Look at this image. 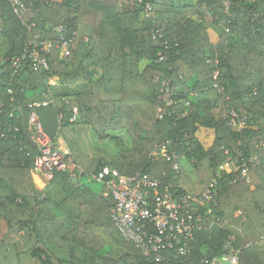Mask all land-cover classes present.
<instances>
[{"label": "trees", "instance_id": "1", "mask_svg": "<svg viewBox=\"0 0 264 264\" xmlns=\"http://www.w3.org/2000/svg\"><path fill=\"white\" fill-rule=\"evenodd\" d=\"M229 1L23 0L22 19L9 0H0V227L21 233L20 242L0 238V264H151V257L120 236L111 217L115 201L93 175L105 166L127 175L142 171L172 183L178 194H193L179 182L187 159L203 192L226 162L227 148L240 150L231 151L240 162L257 155L259 164L250 181L233 182L236 173H220L215 201L190 206L202 215L201 228L218 224L220 242L205 255L195 243L197 230L188 258L166 251L170 259L162 264H206V258L236 250L240 264H264V0ZM62 25L90 40L68 55L55 48L44 74L34 72L29 59L15 74L10 58L34 49L36 35H56ZM26 72L69 86L89 81L91 87L61 104L32 106L21 79ZM143 102L155 115L164 108L150 126L136 107ZM222 103L247 115L248 126L231 128L218 116ZM74 105L79 115L69 122ZM32 110L55 143L64 127L78 125L92 128L114 150L95 143L106 155L87 171L70 143L68 168L55 170L39 188L32 176L39 153L29 130ZM165 143L176 159L158 146Z\"/></svg>", "mask_w": 264, "mask_h": 264}, {"label": "built area", "instance_id": "2", "mask_svg": "<svg viewBox=\"0 0 264 264\" xmlns=\"http://www.w3.org/2000/svg\"><path fill=\"white\" fill-rule=\"evenodd\" d=\"M13 9L20 18L26 14V5L23 0H9ZM227 6L229 0H224ZM152 7L148 5L147 10ZM3 31L2 19L0 18V35ZM90 40L88 35L82 38L76 30L69 32L66 26H59L56 35L40 37L36 35L30 42L35 43V48L26 49L22 56H12L11 65L15 74H18L23 66L24 60L29 59L31 69L34 72L44 74L51 70L52 54L55 48L63 49L68 55L78 49L81 41ZM29 62V61H28ZM219 71H215V78ZM217 85V84H215ZM70 100L66 99L69 104ZM32 106H39L33 103ZM222 116L227 119L228 125L241 130L248 126V116H240L234 109H229L228 105L222 103L217 107ZM164 114V108H159L156 112V119H160ZM79 115V107L74 105L69 122H76ZM64 117L63 113L60 118ZM29 130L31 139L39 149V153L34 158L32 172L44 177L47 182L55 174V170H65L68 168L67 156L71 154L69 150L62 151L57 148L56 143L46 131L45 126L37 114L32 110L29 115ZM162 151L167 153L168 159H176L177 153L169 152L168 145H158ZM231 151L240 152L238 148L225 150L226 162L217 171L216 176L209 186L201 193L193 195L190 193L178 194L172 189V183H166L162 178L152 176L147 172L138 171L134 175L121 173L117 168L105 166L93 178L101 181L105 187V195H110L115 201L111 207V217L120 233V236L139 247L146 257H151V264H162L170 257L166 251H173L178 258H188L192 252V241L195 239L196 231L201 228V214H196L190 207L192 204L212 203L217 196L216 186L217 176L222 172L236 173V179L250 181V172L259 164L257 155H252L248 159L240 162L237 156ZM180 164L175 161L174 168L180 173ZM164 175H167L164 172ZM76 177L77 174L73 173ZM171 182V181H169ZM218 261L227 264H240L239 253L234 251L224 256L213 259L206 258L204 263L217 264Z\"/></svg>", "mask_w": 264, "mask_h": 264}, {"label": "crops", "instance_id": "3", "mask_svg": "<svg viewBox=\"0 0 264 264\" xmlns=\"http://www.w3.org/2000/svg\"><path fill=\"white\" fill-rule=\"evenodd\" d=\"M1 71L2 69L0 67V74ZM21 79L24 82L25 86L28 88L27 92L30 97L28 98L27 102L29 104H33V103H39V104L53 103L54 105L61 104L64 98H67L76 92L88 91L90 90L91 87V82L89 81L80 82L74 86H69L60 83L59 80L55 78H45L42 75H35L28 72L24 73ZM136 107L139 110L142 121L147 126H150L155 117V113L152 107L148 103H144V102L139 103ZM74 128H76V132ZM92 131H93L92 128L86 126L76 125L75 127L71 128L69 125H67L63 129V138H60L59 142L58 141L56 142L59 149L62 151L65 150L70 151L71 149L70 143H73L76 149L74 154L76 162L81 168L87 171L91 170L94 167L95 162L100 157L99 152L91 147L89 150H84L83 147L78 148L77 147L78 144H75L73 139L77 136L78 133H82L84 136L90 139L89 141L95 144L96 142L93 141L92 139V134H91ZM94 144L93 147L98 149L97 146H94ZM70 152L73 153V150L71 149ZM181 168H182V176L183 173L185 172L184 177H182V179L179 180L181 185L193 194H198L202 192L201 191L202 187L199 184L197 177L191 178L190 175L186 174V171H194L193 168L195 167L193 166V163L187 159H184L182 161ZM32 176L35 184L39 188H44V186L46 185V181L42 180L40 176H37L33 172H32ZM37 181H40V183L42 184H39ZM87 219H89V216ZM4 232H5L4 228L0 227V238H2L6 234L7 239L9 240H13L15 242L21 241V233H19L17 229L6 231V233ZM106 240L107 242L112 243L111 242L112 239L108 235H106ZM220 240L221 238L219 234V226L217 223H213L208 226L202 225V228L197 231L195 243L197 247L202 251V253H204L205 255H210L212 245L218 244ZM113 245L116 244L114 243ZM117 251L119 252V249ZM217 264H227V263L218 261Z\"/></svg>", "mask_w": 264, "mask_h": 264}, {"label": "rangeland", "instance_id": "4", "mask_svg": "<svg viewBox=\"0 0 264 264\" xmlns=\"http://www.w3.org/2000/svg\"><path fill=\"white\" fill-rule=\"evenodd\" d=\"M76 125H70V127L71 128H73V127H75ZM92 139H93V141H95L96 143H101L102 145H103V147L102 148H105L106 149V146L107 147H109V148H112L113 150H114V148L109 144V143H106V140L105 141H99V140H97V137H96V135H95V133L92 131ZM90 134V135H91ZM122 135H123V137L125 138V140L127 141V142H129L130 141V137L129 136H127V134H125V133H122ZM206 136V138H205V141L207 142V144L209 145V144H211V141H212V139H211V136H209L208 134H205ZM212 136H213V134H212ZM58 138H57V141L59 142V140H60V138H63V132L62 133H60L58 136H57ZM90 139H88L86 136H84L82 133H78L77 134V136L73 139V141H74V143L75 144H79L81 147H83V149L84 150H89L90 149V147L91 148H93L94 150H96V151H98L99 152V156H104V155H106V151L105 150H103V149H96V148H94L93 147V142H91V141H89ZM72 141V140H71ZM93 143V144H92ZM73 144V143H72ZM74 145V144H73ZM95 145V144H94ZM116 151V150H115ZM193 170L194 171H186V174L187 175H190V177L191 178H195V177H197V172H196V170H195V168H193ZM37 176H40L41 177V179L42 180H44V177L43 176H41V175H39V174H37V173H35ZM184 175H185V172L183 173V177H184ZM198 178V177H197ZM84 180L85 181H87V180H90V181H92L93 183H94V186L96 187V189L97 190H101L102 189V187H103V185H102V183H100V182H98V181H93L94 179H92V178H90V177H85L84 178ZM39 184H42V183H40V181H37ZM109 239V238H108ZM111 242L114 244V242H113V240H111ZM109 243V242H108ZM25 260L26 261H28L29 259L27 258V257H25Z\"/></svg>", "mask_w": 264, "mask_h": 264}]
</instances>
